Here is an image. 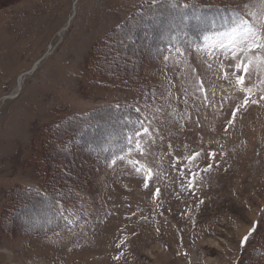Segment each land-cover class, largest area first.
<instances>
[{
  "label": "rangeland",
  "instance_id": "1",
  "mask_svg": "<svg viewBox=\"0 0 264 264\" xmlns=\"http://www.w3.org/2000/svg\"><path fill=\"white\" fill-rule=\"evenodd\" d=\"M141 1L0 0V225L19 185L48 190L50 177L39 165L33 170L30 158L50 125L121 103L135 104L149 129L140 138L143 153L126 150L59 203L71 223L64 220L46 236L26 234L24 228L43 227L51 219L43 202L19 212L30 213L23 216L25 226L15 214L5 215L14 229L0 226V264H242L240 241L264 212V91L254 89L251 100L257 103L249 102L233 118L244 100L232 75L236 61L220 50L210 55L202 40L185 54L147 63L153 100L109 79H94L86 70L93 47L103 49L116 69L123 56L132 62L153 50L138 54L132 48L139 41L147 45L148 37H129L118 49L110 44L120 35L99 43ZM183 1L226 9L227 16L259 2ZM164 28L158 32H175L180 24L171 21ZM253 85L255 73L245 82ZM58 146L79 172L86 163L67 145ZM194 153L199 155L189 161ZM140 165L151 169L147 187L144 171H136Z\"/></svg>",
  "mask_w": 264,
  "mask_h": 264
},
{
  "label": "trees",
  "instance_id": "2",
  "mask_svg": "<svg viewBox=\"0 0 264 264\" xmlns=\"http://www.w3.org/2000/svg\"><path fill=\"white\" fill-rule=\"evenodd\" d=\"M174 2L177 5L175 8L172 6ZM184 4L186 3L183 0H156L155 3H153V0H144L139 2L123 24L119 28H114L99 43L114 37V35H120V38H117L110 46L112 48H121L127 44L125 39L129 37L136 36L135 38L138 37V39H146L148 37V47H145L147 45L139 41L136 43L135 48H132L138 54L141 50L146 51L152 48L153 50L150 54L148 53L149 55L144 58L133 59L132 62H129L123 56V62L118 64V67L121 68L116 69L114 65L107 62L110 57L106 56L108 54L105 51L103 52V49L100 50L99 47H93L86 70L91 72L96 80L109 79L116 83L114 85L117 87L138 91L153 100L156 88H154L150 78L146 76L145 66L147 63L157 62L158 59L168 53L181 55L175 52V48L169 50L168 38L174 35L179 41L178 46L181 48L182 54H185L193 45L198 44L202 40L199 35L202 22H208L213 19L218 21L220 17H227L228 14L226 9L200 8L196 4H188V8H183L182 5ZM166 14L174 15L173 19L169 21L163 20ZM171 21L172 23L176 21L180 24V28L177 31L169 33L168 30H165L164 33L166 35L163 32H158V30L165 29L164 27L168 26ZM158 34L164 36L154 37ZM96 84H100V82H96ZM137 109L139 108L135 104L99 105L89 112L70 116L56 126L50 125V127H47L41 145L32 147L30 165L33 170L34 168L37 169L39 165L40 168L46 171L50 177L48 190L41 191L40 186H38L39 190L31 187L22 190V185H19L10 195L12 200L4 208L0 225L2 229L7 232L14 229L10 225V221L4 218L7 214L11 216L15 214L16 219L24 225L23 216H27L30 213L22 215L19 212H22L28 204L37 208L36 205L39 202L47 203V209L49 212L52 211L53 215L43 227H34L30 230L24 228L27 230L26 234L46 236L53 227H60L64 219L58 215L52 206L57 203L68 202V194L76 190L74 186L88 185L100 166H105L111 160L129 150L125 136L134 125L127 123L123 118L129 117L132 121H143L145 123L144 113L140 109L137 112ZM104 126L109 128H104ZM114 132L116 135H112ZM87 142L89 143L88 146L86 145ZM59 144L67 145L66 149L68 151L75 152L81 161L86 163L80 168L79 172L75 173V164L68 165L65 162V149L59 148ZM134 147L135 145L133 144L131 149ZM82 150H84V153L79 155ZM59 163H62L61 168H59ZM69 167L71 170H67ZM68 184L72 187L67 189L66 185ZM254 224L256 226L254 232L247 243L243 247L241 246L242 264H264V212L261 214L259 221ZM17 225H14L15 228Z\"/></svg>",
  "mask_w": 264,
  "mask_h": 264
},
{
  "label": "snow or ice",
  "instance_id": "3",
  "mask_svg": "<svg viewBox=\"0 0 264 264\" xmlns=\"http://www.w3.org/2000/svg\"><path fill=\"white\" fill-rule=\"evenodd\" d=\"M155 2L156 0H153V3ZM172 6L175 8L177 5L174 2ZM182 7L188 8L189 5L184 4ZM242 7L245 9L244 12L233 11L230 16L220 17L218 21L213 19L208 22H202V28L199 33L202 37L203 47L210 55L214 51L220 50L226 55L230 54L232 59L236 61L233 66L234 72L232 75L235 77L238 90L244 93V100L241 105H238L237 108L233 110V118L241 107H246L249 102L257 103L256 100H251L254 89L257 91H264V0H259L257 7L254 9L250 4H244ZM168 39L169 50L175 48V52L182 55L181 48L178 46L179 41L176 37L173 35ZM168 58V56H164L165 60H168ZM252 73H255L257 76V85L246 87L245 82L250 78ZM261 99H264V96H262ZM136 111L138 112L139 109ZM123 119L127 123L134 125L128 130L125 136L129 151H131V146L134 144L136 150L143 153L140 138L142 135H149V129L144 126L143 121H132L129 117H124ZM229 123H232V121L230 120ZM198 155L199 153H194L192 156L187 157V159L192 161ZM209 155L213 154L210 153ZM119 158L123 159L124 157ZM129 163L134 165L139 164L138 161H129ZM141 170L145 173V187H147V181L152 175L151 169L143 165L136 167L137 172ZM194 181L195 173L192 174L189 187L192 186ZM158 193L159 189L156 190V194ZM52 207H54V210L57 211L62 219L71 223L68 217L63 216L64 210L61 205L57 203ZM255 227L254 224L253 228H250L248 233L241 239L240 243L242 247L247 243Z\"/></svg>",
  "mask_w": 264,
  "mask_h": 264
},
{
  "label": "bare ground",
  "instance_id": "4",
  "mask_svg": "<svg viewBox=\"0 0 264 264\" xmlns=\"http://www.w3.org/2000/svg\"><path fill=\"white\" fill-rule=\"evenodd\" d=\"M171 27H172V26H171ZM17 84H19V85H20V80H19V82H18Z\"/></svg>",
  "mask_w": 264,
  "mask_h": 264
}]
</instances>
